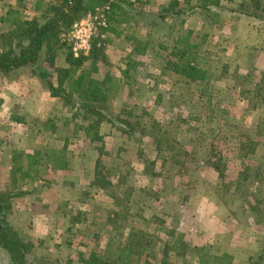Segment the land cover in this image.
<instances>
[{
    "label": "rangeland",
    "instance_id": "1",
    "mask_svg": "<svg viewBox=\"0 0 264 264\" xmlns=\"http://www.w3.org/2000/svg\"><path fill=\"white\" fill-rule=\"evenodd\" d=\"M172 1L107 0L86 54L66 39L84 15L42 49L38 64L50 71L52 56L65 67L71 53L91 77L111 78L99 141L61 99L49 122L0 105V194L31 243L30 264H197L227 250L230 264H264V18L248 15L246 0L209 11L175 0L182 14H163ZM188 31L203 83L172 70ZM16 74L0 73V100ZM61 148L69 167L57 171L44 151ZM21 149H43L29 172ZM0 264H10L2 249Z\"/></svg>",
    "mask_w": 264,
    "mask_h": 264
},
{
    "label": "trees",
    "instance_id": "2",
    "mask_svg": "<svg viewBox=\"0 0 264 264\" xmlns=\"http://www.w3.org/2000/svg\"><path fill=\"white\" fill-rule=\"evenodd\" d=\"M105 1L107 0H57V3L47 6V11L42 15L41 20L32 18L27 21H15L6 33L0 34V73L6 74L22 66L35 65L38 77L50 95L61 99L69 110H73V116L80 117L85 122L84 130L93 141L101 139L97 130L100 123L109 121L106 104L109 92L114 87L109 75H104L102 79L91 77L88 71L81 67V63L86 58L73 57L71 53L65 57L67 63L65 67H55L52 56V59L50 58L51 71L38 64V60L43 48L51 52L52 48L60 43L61 35L67 28L86 12L92 11L95 6L102 5ZM220 1L202 0L201 6L204 8L210 5L219 6ZM176 4L177 1L173 0L168 7L162 9V13L182 14V9H174ZM239 5L251 8L252 11L248 15L264 18V0H246ZM189 34L188 31L183 38L176 41L181 49L176 48L171 53L177 59L171 63L172 70L185 79L203 83L208 78L205 69L195 62V57L187 53V49L193 47L187 44ZM133 50L136 54L145 52L144 46L139 45H135ZM54 76L55 83L52 81ZM44 155V158L52 162L56 169L67 167L62 151L46 150ZM36 156H40V152L25 155L28 170L41 158V156L40 158ZM20 169L21 166L18 164L14 170L19 171ZM9 209V196L5 193L0 194V249L8 255L10 264H30L27 255L31 243L24 240L8 223ZM117 259H122V257H117ZM230 260L231 256L223 253L218 256H202L197 264H230ZM92 264H108V262L95 259ZM161 264L167 263L162 262Z\"/></svg>",
    "mask_w": 264,
    "mask_h": 264
},
{
    "label": "crops",
    "instance_id": "3",
    "mask_svg": "<svg viewBox=\"0 0 264 264\" xmlns=\"http://www.w3.org/2000/svg\"><path fill=\"white\" fill-rule=\"evenodd\" d=\"M224 1L227 0H221L220 4ZM240 1L241 0H238V2ZM51 3L50 0H0V32L2 29H10L15 21H27L39 16L42 6ZM201 3L202 0L199 1V6ZM211 7L216 6L210 5L205 9L209 11V9H212ZM235 13L241 17L238 21H243L244 18V20L248 19L247 23H252V21H250L251 17L237 12ZM242 28L245 29L247 34L256 36V32H254L249 26L246 25ZM32 66L33 65H26L15 70L17 74L13 80L8 83V89H4L6 91L2 94L3 99L0 100V105L8 106L9 110H12L15 114H21L22 116L31 117L32 119H37L42 122H49L50 116L54 112V109L59 105L60 100L58 97L50 95L48 89L44 86L38 75L32 71ZM56 66L63 67L64 64L58 63ZM49 133L51 132L49 131ZM35 150L36 151L33 152H28V150L23 151L22 149L20 150V152H23L20 154L25 158L27 172H29V170L27 168V158L25 155L34 154L35 152H40V154H42L43 152V149ZM56 150L64 151L63 148ZM1 156H4V154L1 153L0 158ZM32 167L33 166H31V168ZM68 167L69 164L67 163L65 169H57V171H64L68 169ZM227 252L236 257L233 252H230L229 250H227ZM251 255L252 253L247 254V256Z\"/></svg>",
    "mask_w": 264,
    "mask_h": 264
},
{
    "label": "built area",
    "instance_id": "4",
    "mask_svg": "<svg viewBox=\"0 0 264 264\" xmlns=\"http://www.w3.org/2000/svg\"><path fill=\"white\" fill-rule=\"evenodd\" d=\"M107 8V6H95L92 11L86 12L67 33L66 39L71 44L74 56L86 54L89 51L90 39L96 26L104 27L106 25L104 13Z\"/></svg>",
    "mask_w": 264,
    "mask_h": 264
}]
</instances>
